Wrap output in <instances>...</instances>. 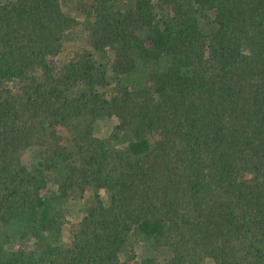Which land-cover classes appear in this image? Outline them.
Masks as SVG:
<instances>
[{
  "label": "trees",
  "instance_id": "1",
  "mask_svg": "<svg viewBox=\"0 0 264 264\" xmlns=\"http://www.w3.org/2000/svg\"><path fill=\"white\" fill-rule=\"evenodd\" d=\"M0 264H264V0H0Z\"/></svg>",
  "mask_w": 264,
  "mask_h": 264
},
{
  "label": "rangeland",
  "instance_id": "2",
  "mask_svg": "<svg viewBox=\"0 0 264 264\" xmlns=\"http://www.w3.org/2000/svg\"><path fill=\"white\" fill-rule=\"evenodd\" d=\"M64 57L66 56L63 54L57 59H52V63L54 62V64L56 63L61 64L64 61L63 59ZM90 200H91V196L90 194H87L81 200L73 202L74 204L70 207L71 212L67 216L68 223L67 225H64L66 236H68L70 230L74 229L77 226V224L80 222V220L82 219L84 215L85 208L90 203ZM67 239L68 237H66V240Z\"/></svg>",
  "mask_w": 264,
  "mask_h": 264
}]
</instances>
